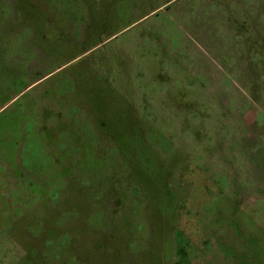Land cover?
<instances>
[{
	"label": "rangeland",
	"instance_id": "374dc122",
	"mask_svg": "<svg viewBox=\"0 0 264 264\" xmlns=\"http://www.w3.org/2000/svg\"><path fill=\"white\" fill-rule=\"evenodd\" d=\"M0 264H264V0H0Z\"/></svg>",
	"mask_w": 264,
	"mask_h": 264
}]
</instances>
